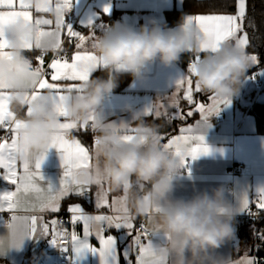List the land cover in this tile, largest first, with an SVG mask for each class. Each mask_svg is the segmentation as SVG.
<instances>
[{
  "label": "clouds",
  "instance_id": "9594fccd",
  "mask_svg": "<svg viewBox=\"0 0 264 264\" xmlns=\"http://www.w3.org/2000/svg\"><path fill=\"white\" fill-rule=\"evenodd\" d=\"M37 25L17 18L6 28L9 58L0 59V84L10 93L9 106L23 122L21 142L29 154L39 158L51 148L63 119L85 122L99 113L106 99L119 86L122 75L143 80L157 63L172 67L186 52H201L205 39L195 24L184 17L173 28L148 18L139 27L117 22L96 36L93 52L97 57L90 76L81 82L80 91L62 102L64 115L59 114L54 93L31 87L33 60L26 54L25 44L34 42ZM252 66L244 48L224 43L215 52L200 57L194 77L202 91L223 100H232L240 92ZM83 68V65L81 66ZM100 71L102 75H94ZM31 115H26L27 108ZM123 111L136 123L135 138L123 139L128 122L100 120L94 136V163L89 169H79L75 181L83 186L107 182L113 191H127L125 219L150 218V222L167 238L162 255L167 264H231L217 250L235 237L238 206L229 202L231 190L219 186L195 192L191 197H174L172 193L184 175L175 155L165 149L160 140V125L147 124L131 105ZM139 189L126 188L129 184Z\"/></svg>",
  "mask_w": 264,
  "mask_h": 264
},
{
  "label": "snow or ice",
  "instance_id": "6c2138e0",
  "mask_svg": "<svg viewBox=\"0 0 264 264\" xmlns=\"http://www.w3.org/2000/svg\"><path fill=\"white\" fill-rule=\"evenodd\" d=\"M35 7L37 12L54 11L55 27L53 30H43L42 25H51L53 21L50 19L37 18L34 23L37 25L38 31L34 42L24 45L26 50L33 48L40 50V54L36 57L37 66L33 67L34 79L31 87L36 91L32 94L35 99L37 93L41 90H51L54 93V100L59 101L57 108L61 116L64 115L62 102L73 92L80 91L78 85L86 81L90 76L91 68L96 64L97 57L94 52L85 49V41L91 40V47L94 48V40L96 38L95 30L98 25L89 17L82 22L83 27L93 29L91 37H85L80 31H77L65 19L66 14L73 7V0H55V7H52V0H36L33 5L26 3L25 0H0V59L9 58L6 49L9 48V40L6 34V28L17 18L33 23L31 8ZM18 9V10H17ZM246 11V0H237L235 14H209V15H187L185 17L187 24H195L204 34V41L201 45V51L215 52L219 46L224 43H231L236 47L244 48L249 43L248 33L244 31V19ZM105 15L110 13V5L103 8ZM249 26L254 25L249 22ZM67 31L69 43L75 38L76 51L70 57L64 55H54L52 60L47 63L45 70V55L48 51H63L61 40V32ZM252 64H258L259 60L256 55H249ZM200 57L197 56L187 68L188 75L182 74L175 81L177 91L183 88V100L192 106L185 113L180 108V97L175 93L168 97L167 104H149L141 113L142 116L152 115L155 118H162L170 123L175 120H184L192 117L195 113H199L201 120L197 122L196 127L189 125L179 129V135L168 136L161 134L160 140L167 139L163 143V147L171 151L179 160L180 165L185 169L188 175L191 174L187 168L188 158L192 160L198 159L202 155H208L212 149L207 144L205 136L202 134L203 129L209 127L208 119L213 115H218L221 106H228L231 100L218 99L209 96L210 104L197 102L194 100V92L200 93L202 89L199 84L193 82L195 65L199 62ZM83 65V68L81 67ZM264 71V69H262ZM46 77H50L51 81ZM73 82V83H68ZM9 96L7 86L0 84V131L5 134L0 136V180L6 181L15 186V191H0V213L9 212L10 218L5 221L2 217L7 234L0 237V255L10 247H19L25 237H49L51 243L60 247L65 252L73 253L69 257L75 264L85 256L86 253L98 255L100 264H121L123 257L124 264H133L130 254L135 250V264H167V258L162 255L163 248L166 244V237L157 228L149 229L145 223H141L139 227L134 223V219H125L121 213L127 212L126 200L127 191L122 197L113 199L109 203L107 193L103 190V182L98 181L99 191L95 194L94 206L97 210L101 208H109L114 214H88L80 204L69 205L67 211L71 213L70 222L75 227L77 223H82L83 235H78L74 230L70 234L71 249L68 247L69 233L66 229H58L56 226L58 221L53 219L50 222L43 221L42 217L37 215L19 216L18 211L25 212H52L58 213L61 209V201L70 196L80 198H88L90 187L78 184L74 179V174L79 169H89L91 167L89 148L84 146L80 139L69 142L66 136L70 130L83 129L85 134L91 123V131H96V124L101 120L97 113H93L87 121L81 123L73 120H65L59 126L51 148H55L61 154V162L64 168L63 175L58 185L53 186L47 183V189L38 186V181H44V177L40 171L41 165L46 159V155L42 154L39 158H33L29 154L26 142L22 143L20 138V130L23 122L18 119L15 114L9 110ZM164 109V111H161ZM175 109V111H169ZM26 115H31V108H27ZM127 130V124L124 125ZM135 132L137 129H131ZM135 135L125 134L123 139L131 141ZM95 145V140H94ZM21 162L22 173L17 170V162ZM139 189V185L129 184L126 188ZM34 192L38 195L34 200L21 199L20 193ZM257 200L256 208L264 211V187L256 190ZM250 198L247 193L242 197H238V208L241 212H247L250 216H257V213L250 211ZM150 222V218L148 219ZM115 230L122 233L117 236L113 234H105L109 230ZM135 232V235H133ZM256 238L264 242V229L254 233ZM155 237L156 240L146 239L147 237ZM94 237L99 247L93 246L89 242V238ZM129 243H125L128 238ZM146 241V242H145ZM118 245H123L121 249ZM259 248V245L256 246ZM238 250V245H237ZM248 250L246 249V252ZM231 264H258L255 257L247 254L237 260L228 258Z\"/></svg>",
  "mask_w": 264,
  "mask_h": 264
},
{
  "label": "crops",
  "instance_id": "0c3cea01",
  "mask_svg": "<svg viewBox=\"0 0 264 264\" xmlns=\"http://www.w3.org/2000/svg\"><path fill=\"white\" fill-rule=\"evenodd\" d=\"M185 1L186 0H73V7L66 14L65 19L68 21H76L77 26L74 29L80 31L85 37H91L93 32V29L83 27L82 24V22L86 21L89 17L98 25L95 30L96 36L117 22L139 27L150 17L155 18L162 26L173 28L179 22L172 25H164L167 20V13L174 9L181 10L184 7ZM25 2L34 5L36 0H25ZM105 5H110V13L107 15L103 12ZM52 7H55V0H52ZM248 9V0H246L245 17L248 13ZM30 11L32 12L33 23L37 18L50 19L53 21V24L42 25L41 28L46 31L54 29V11L37 12L35 7L31 8ZM235 11L236 5L234 9L226 12H187L184 18L187 15L235 14ZM244 31H246L245 28ZM61 40L63 41L62 45L64 48L62 55L65 53L68 55L70 53V57L76 51L74 46L76 43L75 38H72L71 43H69V37L65 29L61 32ZM249 45L250 37L245 50L249 55H256L259 63L252 64L247 73V80L244 82L239 94L231 100V103L226 107L221 106L222 108L218 115L209 117L208 124L210 126L203 129L202 134L205 136L206 142L212 151L208 155H202L196 160L188 158L189 165L187 162V168L190 169L191 174L188 175L185 169H181L184 175L180 177L176 184L175 190L172 193L174 197L188 198L195 192L224 186L231 190L227 193L229 202L238 206V197H242L244 193H247L252 203L257 199L256 190L264 187V132L259 130L257 117L252 111V108L257 104H264V85L258 88L252 76L254 72H257L264 82V71H262V69H264V53L248 50ZM85 49L93 52L91 40L85 41ZM189 53L192 52H186L182 56L181 61L172 67H164L157 63L151 67L145 79H131L122 88H116L114 93L106 99L103 109L98 113L101 120L116 121L118 123L120 121H129L127 123V130L123 129V133L135 135V132L131 131V129L136 128V123L130 121L131 114L129 112L123 111L125 105H131L135 110L143 111L151 103L157 105L167 104L168 97H171L174 93L180 97V108L186 113L192 106L188 105L187 102L183 100V88L177 91L175 81L182 74L188 75L186 59ZM200 53L208 52L201 51ZM26 54L32 58L33 66H37L36 57L40 54V50L33 48L31 50H26ZM53 56L54 52L52 51H48L45 55L44 67L46 71H50L46 66L47 63L52 60ZM96 73H99V76L102 75L100 71ZM46 78L49 79V82H53L50 77ZM192 79L195 84L196 78L193 76ZM209 96L213 95L204 91L200 93L194 92V100L197 102L210 104L211 101L208 99ZM161 111H164V109H161ZM169 111H175V109H169ZM142 118L147 124H154V121H156L155 125H160V133L167 134L168 136L179 135V129L181 127L191 125L195 128L197 122L201 120L199 113H195L192 117H188L184 120H175L170 123L162 118H155L152 115L143 116ZM65 120L66 119H63L62 122H65ZM172 129H175L174 132H170ZM95 135L96 132H92L89 126L87 134H85L83 129H80L70 130L66 136V139H68L70 143L76 139H80L83 145L89 148L90 165L94 163ZM166 142L167 139L161 141L162 144ZM237 164H240L241 168L238 171H234V166ZM17 170L19 173L23 172L20 161L17 162ZM40 171L44 177V181H38L39 187L47 189L48 182L53 186L58 185L63 175L64 168L61 162V154L55 148L47 152L46 159L41 165ZM2 172L3 170L0 169V173ZM102 187L107 193L109 203H111L113 199L124 195L122 190H111L107 182H103ZM133 188L137 189L135 186ZM4 190L15 191V186L3 181V187L0 191ZM99 190V186L94 185L90 186L88 198H80L73 195L63 199L59 212L67 211L69 205L80 204L88 214H114L109 208H101L99 210L95 208V194ZM19 195L21 199L34 200L38 194L34 192H22ZM239 213L243 212L239 211L237 214ZM16 214L19 216L37 215L42 217L43 221L50 222L54 219L56 213L50 211L44 213L25 212L21 210ZM10 215L9 212L0 213V217L5 221L10 218ZM3 220L0 219V237L7 234V228ZM136 221L137 218L134 219V223H136ZM146 225L150 229L155 227L148 221V218ZM75 232L82 237V224L76 226ZM105 234L122 235V233L116 232L114 229L109 230ZM133 235H135L134 232ZM237 237L240 238L239 236H235L231 241L226 242L218 249V255L225 258L231 257L233 260L240 259L246 254L250 257H254L252 249L248 248L246 252V246L242 245L241 242L237 240ZM150 239L156 240L155 237ZM130 240L131 238L129 237L125 243H129ZM89 242L93 246L99 247V243L94 237H90ZM51 244L49 237H25L18 248L10 247L4 254L0 255V263L59 264L56 254L47 255L45 253V247ZM118 247L122 249L123 245H118ZM134 254L135 250L130 254L133 264H135ZM123 263L124 260L123 257H121V264ZM75 264H100V260L98 255L86 253L83 258L76 260Z\"/></svg>",
  "mask_w": 264,
  "mask_h": 264
},
{
  "label": "trees",
  "instance_id": "16d2710c",
  "mask_svg": "<svg viewBox=\"0 0 264 264\" xmlns=\"http://www.w3.org/2000/svg\"><path fill=\"white\" fill-rule=\"evenodd\" d=\"M237 0H186L184 7L181 10H172L167 13V20L164 25H172L180 22L181 18L187 12H226L234 9ZM248 13L244 20V28L249 34L250 45L248 50L259 53H264V0H248ZM251 22L254 27L249 26ZM70 53L68 54V56ZM94 75L99 76V73ZM132 79L129 75H122L119 80V86L122 88ZM258 120V128L264 132V104H257L252 108ZM156 124V121H154ZM178 125V124H176ZM172 129L170 132H174ZM255 231L252 222H242L240 225L239 239L242 245L249 246L252 249L253 234ZM264 255V248L258 252ZM124 264V263H123ZM264 264V262L262 263Z\"/></svg>",
  "mask_w": 264,
  "mask_h": 264
},
{
  "label": "built area",
  "instance_id": "2783aa9c",
  "mask_svg": "<svg viewBox=\"0 0 264 264\" xmlns=\"http://www.w3.org/2000/svg\"><path fill=\"white\" fill-rule=\"evenodd\" d=\"M66 21L68 23H70L73 26V28H75L77 26L76 21H68V20H66ZM62 49L64 51L63 45H62ZM63 51L58 50L57 52L54 53V55H57V56L62 55ZM205 54H207V53H196V52L189 53L187 55L186 64L189 66V64L191 62H193L197 56L202 57ZM252 76L255 79L256 86L258 88L263 87L264 82L260 78L259 74L257 72H254L252 74ZM89 126L91 127V123H89ZM4 134L5 133L3 131H0V136H3ZM188 165H189V161H188ZM240 168H241V165L237 164L234 166L233 170L238 171ZM2 187H3V180H0V189ZM256 200L257 199H255V201ZM255 201L250 204V211L252 213H257L258 215L253 217V216L248 215L247 212L237 214L236 218H235V227H236L235 236H239L240 225L242 222H245V221L246 222H252L254 224V227H255L254 233L258 232L259 230L264 229V211H260L256 208ZM71 215L72 214L69 213L68 211H61V212H58L54 215V219L58 221V224L56 227L58 229H66L69 233V236H68V247H69V249H71V240H70L71 232L73 230L75 231L76 226L82 224V223H77L75 225V227H73V225L70 222ZM146 221H147V218H144V217L137 218L135 225L138 228L142 222L145 223V225H146ZM146 227H147V225H146ZM134 234H135V232H134ZM150 238H152V236H149L146 239H150ZM257 245H259V248L256 247ZM263 248H264V242L257 239L256 235L253 234L252 254L256 258L258 264H262L264 262V255L258 254V252L261 251V249H263ZM45 253L47 255L56 254L57 255V261L59 264H73V261L69 259V257L71 255H73V253H71V251L65 252L60 247H57V246L51 244V245H47L45 247ZM135 255H136V252L134 254V257H135Z\"/></svg>",
  "mask_w": 264,
  "mask_h": 264
},
{
  "label": "rangeland",
  "instance_id": "374dc122",
  "mask_svg": "<svg viewBox=\"0 0 264 264\" xmlns=\"http://www.w3.org/2000/svg\"><path fill=\"white\" fill-rule=\"evenodd\" d=\"M241 94V93H240ZM237 240L240 242V239L237 237ZM247 250H248V248H249V246L247 245ZM0 264H2V263H0Z\"/></svg>",
  "mask_w": 264,
  "mask_h": 264
}]
</instances>
